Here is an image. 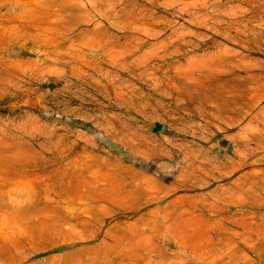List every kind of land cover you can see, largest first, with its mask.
Wrapping results in <instances>:
<instances>
[{
    "label": "rangeland",
    "instance_id": "374dc122",
    "mask_svg": "<svg viewBox=\"0 0 264 264\" xmlns=\"http://www.w3.org/2000/svg\"><path fill=\"white\" fill-rule=\"evenodd\" d=\"M0 264H264V0H0Z\"/></svg>",
    "mask_w": 264,
    "mask_h": 264
}]
</instances>
